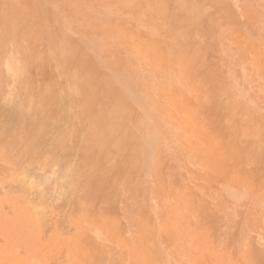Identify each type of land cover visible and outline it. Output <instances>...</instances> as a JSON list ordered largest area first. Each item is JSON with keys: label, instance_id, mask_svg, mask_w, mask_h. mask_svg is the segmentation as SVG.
Listing matches in <instances>:
<instances>
[{"label": "rangeland", "instance_id": "obj_1", "mask_svg": "<svg viewBox=\"0 0 264 264\" xmlns=\"http://www.w3.org/2000/svg\"><path fill=\"white\" fill-rule=\"evenodd\" d=\"M0 264H264V0H0Z\"/></svg>", "mask_w": 264, "mask_h": 264}, {"label": "bare ground", "instance_id": "obj_2", "mask_svg": "<svg viewBox=\"0 0 264 264\" xmlns=\"http://www.w3.org/2000/svg\"><path fill=\"white\" fill-rule=\"evenodd\" d=\"M46 105H44L43 106V108L41 109V110H39V113H41L42 115H43V117H44V120H46L45 118H46V112H47V110H46V107H45ZM11 115V114H10ZM10 115H9V117H10ZM27 124V123H26ZM26 126V125H25ZM28 126H29V124H28ZM27 127V126H26ZM28 128V127H27ZM27 128H26V131H27ZM30 131V130H29ZM28 131V133L30 134V133H32V129H31V132H29ZM28 136H30V135H28Z\"/></svg>", "mask_w": 264, "mask_h": 264}]
</instances>
